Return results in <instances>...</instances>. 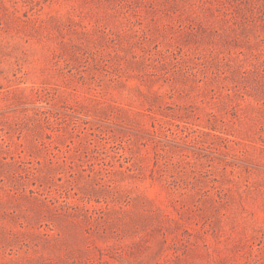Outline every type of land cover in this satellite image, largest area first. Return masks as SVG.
Listing matches in <instances>:
<instances>
[{
  "label": "rangeland",
  "instance_id": "1",
  "mask_svg": "<svg viewBox=\"0 0 264 264\" xmlns=\"http://www.w3.org/2000/svg\"><path fill=\"white\" fill-rule=\"evenodd\" d=\"M0 264H264V0H0Z\"/></svg>",
  "mask_w": 264,
  "mask_h": 264
}]
</instances>
